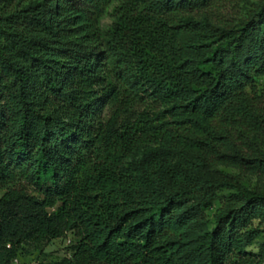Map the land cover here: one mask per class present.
Segmentation results:
<instances>
[{
  "label": "trees",
  "instance_id": "trees-1",
  "mask_svg": "<svg viewBox=\"0 0 264 264\" xmlns=\"http://www.w3.org/2000/svg\"><path fill=\"white\" fill-rule=\"evenodd\" d=\"M220 1L0 0V264L69 232L40 264H264L220 168L264 179V4Z\"/></svg>",
  "mask_w": 264,
  "mask_h": 264
},
{
  "label": "rangeland",
  "instance_id": "rangeland-1",
  "mask_svg": "<svg viewBox=\"0 0 264 264\" xmlns=\"http://www.w3.org/2000/svg\"><path fill=\"white\" fill-rule=\"evenodd\" d=\"M264 4V0H222L218 4L217 12L221 13L226 23L235 26L244 17H247L256 8H260ZM202 17V15H200ZM110 16H106L102 20V27L104 29L111 25ZM258 89H264V79L257 84ZM227 174L234 176L237 181L244 188L251 189L257 192H264V179L258 176L250 175L241 172L238 169L221 166ZM234 192L232 189H224L219 193L218 198L206 210L207 218L215 220V216L220 213L223 208L224 200L230 193ZM0 190V197L3 195ZM253 227L259 228L261 235L248 246V250L253 254H258L261 247L264 245V207L260 208L258 216L253 220ZM75 244L74 235L69 232L66 236L53 239L42 244H24L18 254V262L16 264H40L51 263L61 260L64 257H69L73 253V246Z\"/></svg>",
  "mask_w": 264,
  "mask_h": 264
},
{
  "label": "built area",
  "instance_id": "built-area-1",
  "mask_svg": "<svg viewBox=\"0 0 264 264\" xmlns=\"http://www.w3.org/2000/svg\"><path fill=\"white\" fill-rule=\"evenodd\" d=\"M17 262H18V259H15L14 262H13V264H16Z\"/></svg>",
  "mask_w": 264,
  "mask_h": 264
}]
</instances>
